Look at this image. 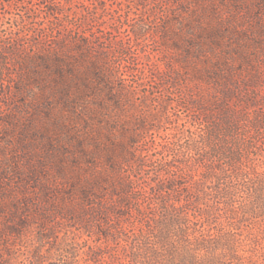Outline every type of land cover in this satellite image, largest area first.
<instances>
[{
    "label": "rangeland",
    "instance_id": "1",
    "mask_svg": "<svg viewBox=\"0 0 264 264\" xmlns=\"http://www.w3.org/2000/svg\"><path fill=\"white\" fill-rule=\"evenodd\" d=\"M221 72L264 105V0H0V264H114L67 208L175 161Z\"/></svg>",
    "mask_w": 264,
    "mask_h": 264
},
{
    "label": "trees",
    "instance_id": "2",
    "mask_svg": "<svg viewBox=\"0 0 264 264\" xmlns=\"http://www.w3.org/2000/svg\"><path fill=\"white\" fill-rule=\"evenodd\" d=\"M218 76L215 92L190 104L175 161L148 175L137 157L109 181L106 198L67 208L79 232L105 245L102 258L264 264V105L250 91L256 76Z\"/></svg>",
    "mask_w": 264,
    "mask_h": 264
}]
</instances>
